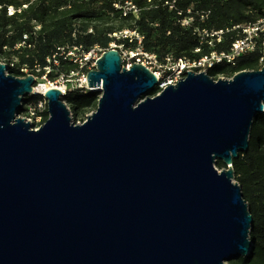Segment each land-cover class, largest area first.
Wrapping results in <instances>:
<instances>
[{
    "label": "water",
    "instance_id": "1",
    "mask_svg": "<svg viewBox=\"0 0 264 264\" xmlns=\"http://www.w3.org/2000/svg\"><path fill=\"white\" fill-rule=\"evenodd\" d=\"M81 124L56 88L38 128L17 115L33 75L0 63V264H229L253 218L232 162L264 108V67L189 72L158 95L152 72L107 50ZM220 161L225 168L218 171Z\"/></svg>",
    "mask_w": 264,
    "mask_h": 264
},
{
    "label": "trees",
    "instance_id": "2",
    "mask_svg": "<svg viewBox=\"0 0 264 264\" xmlns=\"http://www.w3.org/2000/svg\"><path fill=\"white\" fill-rule=\"evenodd\" d=\"M126 1L129 0H0V60L6 61L7 73L12 76H23L20 69L25 68L29 74L40 77L47 59L58 48L82 46L86 51L98 46L107 49L111 42L121 43L112 35L124 30L141 34L144 50L160 59L169 55L197 59L209 52L204 44H200L202 35L199 31L202 29L223 31L222 40L214 50L226 52L235 38L234 32L226 30L254 23L264 16V0H173L172 9L168 5L172 0H130L137 8L135 14L124 10ZM8 7L15 10L14 15H8ZM203 14L206 16L201 18ZM188 17L193 19L198 31L180 26L179 20ZM35 26L40 27L36 32ZM24 35L28 39L23 41ZM122 42L127 47L133 45ZM196 49L200 52L195 53ZM60 65L63 71L76 68L64 60ZM263 67L264 44L255 52L240 56L234 65L216 64L206 74L216 79ZM48 78L52 79L53 75ZM156 93L157 88L148 95L155 96ZM39 98L29 96L24 102ZM98 98V92L87 90L85 93L69 92L61 100L72 115L77 116L96 110ZM216 166L220 170L225 168L220 161ZM232 169L253 218L249 233L253 246L247 257L229 264H264V112L254 117L248 150L233 159Z\"/></svg>",
    "mask_w": 264,
    "mask_h": 264
},
{
    "label": "built area",
    "instance_id": "3",
    "mask_svg": "<svg viewBox=\"0 0 264 264\" xmlns=\"http://www.w3.org/2000/svg\"><path fill=\"white\" fill-rule=\"evenodd\" d=\"M168 5L169 9H172L174 1L172 0ZM25 7L26 5L23 6V8ZM124 10L134 14L137 12L136 6L130 0L125 2ZM17 12H20V9L17 10ZM7 13L9 16H12L15 10L12 7H8ZM205 16L206 14L201 18ZM179 24L183 28H192L194 31H198L197 28L194 27L191 17L179 20ZM39 29V26H35L34 32ZM226 31H232L235 34V38L232 40L226 52H217L214 50L215 45L222 40L223 31H208L206 29L199 31V34L202 35L200 44H204L209 49V52L197 59H190L188 57L174 58L170 55L160 59L156 54L144 50L142 44L143 36L134 30H124L113 34L112 36L120 40L121 43L111 42L108 44L107 49H102L98 46H94L86 51L82 46L58 48L57 51L47 59V66L43 68V75L41 76L43 79L47 80L48 75L52 74L53 78L48 79L47 83H41L38 81L39 78L34 76L35 83L32 86L31 94L27 97L40 96V98L36 101L27 103L23 101L22 109L17 117L29 123L32 126V130H38L49 117L48 112H46L47 100L44 98L46 90L56 88L61 92L62 97L69 92L78 91L80 93H85L87 90L91 91L87 88L85 73L95 69L94 62L107 50H117L119 52L122 59V66L126 70L130 69L133 64H140L152 72L157 79L156 95L166 86L177 84L178 79L182 80L189 72L206 73V71L214 65L223 62L234 65L240 56L255 52L264 44V16L254 23L236 25ZM27 39L28 36L24 35L23 41ZM122 41H126L128 44L133 45L132 47H127ZM23 44L24 43L18 44L17 47ZM198 52H200V49L195 50V53ZM61 60L73 63L76 68L70 71L61 70ZM10 66L12 67L13 64ZM20 71L24 74L20 77L29 75L25 68L20 69ZM38 71L39 69H36V72ZM46 85H48V88H44Z\"/></svg>",
    "mask_w": 264,
    "mask_h": 264
},
{
    "label": "rangeland",
    "instance_id": "4",
    "mask_svg": "<svg viewBox=\"0 0 264 264\" xmlns=\"http://www.w3.org/2000/svg\"><path fill=\"white\" fill-rule=\"evenodd\" d=\"M6 61L5 60H0V63H3V64H6L5 63ZM39 78V82H41V83H47V80L49 79L48 77H47V80L46 79H43L41 76L40 77H38ZM231 77H228V76H225V75H221V76H218L216 79H214L215 81L217 80V79H230ZM150 97H152V96H150ZM93 112H95V110H90V111H88V112H86V113H84L83 115L82 114H79V115H77V116H73L72 115V113H71V115H70V117H71V121L73 122V123H75V124H81L82 122H84L86 119L85 118H87L89 115H91ZM215 168L218 170V171H220V169L219 168H217V166L215 165ZM235 181V180H234ZM236 182V181H235Z\"/></svg>",
    "mask_w": 264,
    "mask_h": 264
},
{
    "label": "bare ground",
    "instance_id": "5",
    "mask_svg": "<svg viewBox=\"0 0 264 264\" xmlns=\"http://www.w3.org/2000/svg\"><path fill=\"white\" fill-rule=\"evenodd\" d=\"M44 88H48V85H46Z\"/></svg>",
    "mask_w": 264,
    "mask_h": 264
}]
</instances>
